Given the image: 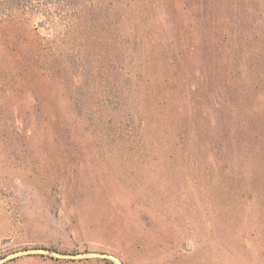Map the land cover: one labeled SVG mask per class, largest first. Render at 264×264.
Returning <instances> with one entry per match:
<instances>
[{"label": "rangeland", "instance_id": "1", "mask_svg": "<svg viewBox=\"0 0 264 264\" xmlns=\"http://www.w3.org/2000/svg\"><path fill=\"white\" fill-rule=\"evenodd\" d=\"M135 1L184 19L177 62L86 75L74 52L64 91L2 92L0 264H264V0ZM50 11L14 33L55 50L76 19ZM92 75L97 124L79 125L67 94Z\"/></svg>", "mask_w": 264, "mask_h": 264}, {"label": "trees", "instance_id": "2", "mask_svg": "<svg viewBox=\"0 0 264 264\" xmlns=\"http://www.w3.org/2000/svg\"><path fill=\"white\" fill-rule=\"evenodd\" d=\"M134 1L0 0V96L2 92L9 94V89L13 88L12 84L15 82H24L27 89H30L28 87L31 86L34 89L40 87L42 86L40 85L42 77L52 79L53 83L58 82L59 85H62L60 90L64 91L68 84L67 76L70 70H81L75 59V53H83V56L86 57V67H84L86 75L94 70L93 63L99 65L100 61L103 63L104 69H107L108 64H111V68H113L119 66L120 62L133 64L132 61L136 59L140 69L145 71L147 67L145 57L149 50H154L152 54H165V58L171 64L177 62L178 59L175 60L172 54L180 49V45L176 46L171 43L178 40L176 34L183 31L184 19H178L175 23L167 22L170 20L171 13H169V9L167 11L166 7L159 3L151 6L145 4L143 6L145 15L140 16V10L137 9L136 12L134 8ZM51 7L58 10L57 16H62V19H76L73 33H65L59 39L55 50L52 49L53 47L42 46L39 40L34 37H25L14 33L17 32L15 29L18 25L26 27L24 19L27 16L38 13L48 19L55 16L56 13L50 11ZM160 29L164 32L161 38L170 42L167 45L161 44V47L165 46L164 50H161L159 43L161 40L157 34ZM170 31L174 32L175 36L171 35ZM172 49L175 50L172 51ZM117 70L123 80H131L130 76L123 75L122 70L121 72L120 69L117 68ZM86 78L84 85L70 89L67 95L79 125L96 126L97 111L91 109L94 108L90 105L92 104L90 102L91 95L85 93L94 76H86ZM98 86L100 85L98 84ZM93 88L99 90L98 87L94 86ZM16 89L20 90L19 87ZM135 90L125 84L120 86L118 92L120 107L125 105L122 94L125 92L128 97L133 98ZM136 91L138 92V90ZM131 103L132 107L129 109L132 110L130 111H137L139 114L141 103L139 104L138 100ZM2 111L3 107L0 106V112ZM79 125L76 128H79ZM233 130L236 129H232L231 132Z\"/></svg>", "mask_w": 264, "mask_h": 264}]
</instances>
